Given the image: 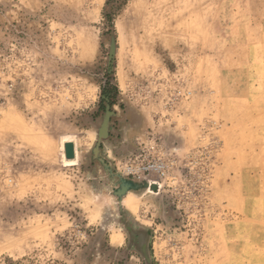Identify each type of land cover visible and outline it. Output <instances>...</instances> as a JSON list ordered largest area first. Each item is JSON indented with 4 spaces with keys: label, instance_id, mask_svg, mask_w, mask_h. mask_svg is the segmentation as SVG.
Listing matches in <instances>:
<instances>
[{
    "label": "rangeland",
    "instance_id": "obj_1",
    "mask_svg": "<svg viewBox=\"0 0 264 264\" xmlns=\"http://www.w3.org/2000/svg\"><path fill=\"white\" fill-rule=\"evenodd\" d=\"M109 2L0 0V264H264V0Z\"/></svg>",
    "mask_w": 264,
    "mask_h": 264
},
{
    "label": "built area",
    "instance_id": "obj_2",
    "mask_svg": "<svg viewBox=\"0 0 264 264\" xmlns=\"http://www.w3.org/2000/svg\"><path fill=\"white\" fill-rule=\"evenodd\" d=\"M156 146L158 143L151 149H143L140 153L134 154L133 158L125 163L124 172L134 180L147 182L150 188L154 181L160 182L156 183L157 190H160V184L167 177L170 165L163 154L152 151Z\"/></svg>",
    "mask_w": 264,
    "mask_h": 264
},
{
    "label": "bare ground",
    "instance_id": "obj_3",
    "mask_svg": "<svg viewBox=\"0 0 264 264\" xmlns=\"http://www.w3.org/2000/svg\"><path fill=\"white\" fill-rule=\"evenodd\" d=\"M71 137V136H70ZM70 139V138H69ZM69 139H65L64 142H63V151H64V162L66 165H75L77 164L78 162V150L76 149V157L74 158H67L65 156V149H64V146H65V143L66 142H69L70 140ZM156 181H154L155 183ZM149 191H152L151 189H148ZM134 196H136L135 194H128V196L124 199L126 204L128 206H131V207H135V202H134Z\"/></svg>",
    "mask_w": 264,
    "mask_h": 264
},
{
    "label": "water",
    "instance_id": "obj_4",
    "mask_svg": "<svg viewBox=\"0 0 264 264\" xmlns=\"http://www.w3.org/2000/svg\"><path fill=\"white\" fill-rule=\"evenodd\" d=\"M65 155L67 158H74L75 157V145L72 141L66 142L65 143ZM143 185L148 188L149 185L147 182H143ZM151 188L156 191L157 190V185L154 184L151 186Z\"/></svg>",
    "mask_w": 264,
    "mask_h": 264
},
{
    "label": "trees",
    "instance_id": "obj_5",
    "mask_svg": "<svg viewBox=\"0 0 264 264\" xmlns=\"http://www.w3.org/2000/svg\"><path fill=\"white\" fill-rule=\"evenodd\" d=\"M123 1L124 0H116L117 3H113V2L111 4H110V2L107 3V4H109V8H108V11L106 13L107 17H112L115 14L116 10L118 9L119 3H122Z\"/></svg>",
    "mask_w": 264,
    "mask_h": 264
}]
</instances>
